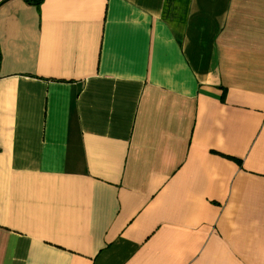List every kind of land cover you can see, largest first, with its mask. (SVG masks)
<instances>
[{"label": "crops", "instance_id": "crops-1", "mask_svg": "<svg viewBox=\"0 0 264 264\" xmlns=\"http://www.w3.org/2000/svg\"><path fill=\"white\" fill-rule=\"evenodd\" d=\"M0 264H264V0H0Z\"/></svg>", "mask_w": 264, "mask_h": 264}, {"label": "trees", "instance_id": "trees-1", "mask_svg": "<svg viewBox=\"0 0 264 264\" xmlns=\"http://www.w3.org/2000/svg\"><path fill=\"white\" fill-rule=\"evenodd\" d=\"M27 2V4H30L34 7H39L41 5V2H43V0H25Z\"/></svg>", "mask_w": 264, "mask_h": 264}]
</instances>
